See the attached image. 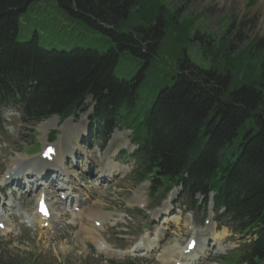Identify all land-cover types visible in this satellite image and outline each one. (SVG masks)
<instances>
[{"label":"trees","instance_id":"trees-1","mask_svg":"<svg viewBox=\"0 0 264 264\" xmlns=\"http://www.w3.org/2000/svg\"><path fill=\"white\" fill-rule=\"evenodd\" d=\"M35 1L0 0V107L20 105L23 120L32 124L52 115L63 120L91 96V119L105 136L117 125L132 130L139 144L135 177L150 180L151 196L178 184L192 199L212 192L236 228L257 235L239 262L264 263V48H255L254 40L245 57H233L232 41H220L225 67L219 73L178 60L172 83L157 88L146 106L144 84L154 89L167 78L150 74L165 30L182 34L186 21L156 0H55L111 44L104 51L45 49L36 35L16 38L20 14ZM134 8L146 24L121 30ZM123 52L141 60L130 79L113 73ZM234 75L240 84L230 90Z\"/></svg>","mask_w":264,"mask_h":264},{"label":"rangeland","instance_id":"rangeland-1","mask_svg":"<svg viewBox=\"0 0 264 264\" xmlns=\"http://www.w3.org/2000/svg\"><path fill=\"white\" fill-rule=\"evenodd\" d=\"M156 1H162L169 13L175 15L179 21H186L187 26L182 34H178L176 31L172 32L171 29L165 30V37L162 39L158 55L151 61L150 74L151 78L161 74L166 75L167 78L164 81L155 82L154 89L149 84H144L142 95L146 98L144 101L146 106H149L151 96L154 97L157 88L172 83L173 80L169 77L178 73L179 61L183 58L199 68L215 70L216 73H219L218 70L222 71L225 67L223 57L225 48L222 44H218L220 41L222 43L225 39L232 41L233 57L240 54L245 57L247 46L254 40L259 43L255 48H264V0ZM147 20V17L142 18L141 12H137L134 8L131 10L128 20L122 24L121 30H127L136 25H145ZM33 35H36L38 45L45 49L69 50L73 47H92L104 51L111 44L108 37L59 8L55 0L32 2L20 14L17 40L27 41ZM177 38L180 40H176ZM205 40H211L210 44L214 45H206ZM140 66L139 58L131 56L128 52H123L119 56L113 73L118 78L130 79ZM255 72L259 74L257 69ZM237 77L238 75L233 76L230 90L240 84ZM151 84L154 85V83ZM90 103L91 100L86 99L74 117L62 123L57 116H52L39 123L27 124L21 120L18 111L5 109L2 126H0V184H2V176L9 171L8 169L14 161L17 164L20 163L21 168H24L23 166L28 162L39 158L36 156L40 154L45 142H51L52 131L55 130L57 133L53 144L58 141L64 144V146L58 144L56 146L58 150L56 148L57 151H55L64 160V154L60 153L64 148L66 151L65 162H67V154L71 155L72 153L68 151L70 150L68 146L75 150L72 154L74 161H71L68 167L74 169L76 168L74 166L77 165L76 169L79 171H75L78 177L73 179L76 188L80 190L81 197L85 200L83 209L89 208L99 214L97 219L102 221L100 226L96 227L99 228V235L106 240L111 249L126 250L135 245L141 236L146 235L152 239L162 231L163 237L157 241V251L146 256L132 251L123 256L105 255L101 252L109 253L107 245L99 250V240L93 239L92 236L83 237V239L78 237L80 221L73 219L71 213H68L63 217L62 222L54 228H31L27 222L23 223L21 217L16 221L11 220L12 224L9 229L10 231L15 229L12 232H3L4 235L0 237V264H168L162 260V255L168 252L167 248L175 243L179 248H184L186 240L194 232L204 231L208 226L209 231L199 241L200 248H214L217 244L218 247L225 246L227 250L222 253L214 250L211 256H205L198 264H223L222 257L237 247L240 238L225 227L217 231V225L212 221L203 226L201 222L203 209L201 207L195 209L191 212L192 215L186 213L188 206L183 205L185 201L178 199L177 191L171 196L172 206L168 208L166 215H160L156 220H152L151 215L147 214L144 209H133L140 202L148 205L149 183L140 182L135 178V174L132 173L133 160L123 161L120 159L122 151L131 149L125 145V138H121V136H127L128 131H119L116 133L115 139L109 140L104 150H99L101 142L96 137L90 136L87 129V117L91 111ZM50 119L53 124L48 130L39 128L44 121ZM79 142H84V144L81 145ZM31 157L35 158L29 160ZM107 157L110 159L107 160L103 168ZM63 160L61 166H65ZM92 160L96 165L92 164ZM113 162L121 165L122 172L109 177L107 179L109 187L105 188L104 184L97 181L96 174L101 168H103L102 170L107 169L102 176L113 172V167L116 164ZM115 167L119 168L117 165ZM90 169H92L91 174ZM70 188H73L72 185ZM36 194L32 193L27 197V200L23 199L24 196L21 197L22 201L26 200L27 202L22 206L23 209L26 210L34 205ZM65 202L69 205V200ZM4 203L5 205L0 206V214L7 219L9 207L6 204L9 203V198ZM165 204L166 201L163 207ZM68 207L69 211H73L71 205ZM23 209L20 212L25 211ZM207 209L210 213L211 205ZM9 216L13 217V214ZM102 216L106 218L104 221L101 220ZM176 219H178L177 223H175ZM0 220H3L8 227L7 220L2 218ZM185 222L191 223L193 229H190V225L189 227L185 226ZM119 232L125 235L118 236ZM214 232L218 236L212 239ZM222 232L228 233L225 240L222 239ZM243 239L247 240L248 237L244 236ZM127 257L129 258L125 260ZM224 264L235 263L228 261Z\"/></svg>","mask_w":264,"mask_h":264},{"label":"bare ground","instance_id":"bare-ground-1","mask_svg":"<svg viewBox=\"0 0 264 264\" xmlns=\"http://www.w3.org/2000/svg\"><path fill=\"white\" fill-rule=\"evenodd\" d=\"M52 124L53 123H52L51 119L50 120H46L39 126V128L40 129L42 128L43 130H48L50 128V126H52ZM45 146H47L46 143H45ZM56 148H55V150H56ZM57 150H58V148H57ZM61 150H62V152H60V153L64 154V156L66 157V155H65L66 151L64 150V148H62ZM68 151L72 152L71 149L68 150ZM40 155L38 156L39 158H35L33 161L28 162L27 165H24L23 166L24 168H21L20 163L17 164V162L14 161V163L11 165L9 171L7 172V173H10L9 174L10 180H8V181H12L13 180V181H15L17 183H20L21 185L23 183H26L27 185L25 184V186H26V188L28 189L29 192H31V191L33 192V191H36L37 189H39L40 192H39L38 196H36L35 206L34 207H29L25 211H23V212H25V215H26L25 218L27 220H29L30 224H34L35 225V223H37V222L43 224L44 222L48 221L54 226V225H56V224L61 222L63 214L67 213V211L65 210L66 209L65 207L62 208V206H61L62 202L60 201V199H57V198L54 197V192L53 191L46 190V191L43 192V190H45V188L44 187L42 188L41 185H38L39 184L37 182L38 179L32 180L33 177H34V173L32 174V172H36V173L37 172H41L42 168L43 169L46 168L45 160L42 159ZM62 160H63L62 156H59L57 154V152H56V154L53 157V161H54L55 169H56V171L58 173H61L62 169L65 168V166H63V165L61 166V164H62L61 161ZM35 163H36V165H35ZM107 166H108V164H107ZM20 170H21V173L25 177H23V176L19 177L18 176L20 174ZM106 170L107 169L102 170V171L100 170L101 173L98 172V174L100 173L99 176H102V174L104 175ZM27 175H29L30 177L27 176ZM40 175L43 177L44 176V172L40 173ZM67 175H70V176L72 175V177H73V176H76L77 174H76L75 171L69 170V171H67L65 173V176H67ZM46 176L54 177L55 175L54 174L53 175L47 174ZM69 182H70V180H69ZM71 185H72V181H71ZM72 187L73 188L72 189L70 188V189L71 190H75V192H76L77 191L76 188H74L73 185H72ZM41 192H43L42 194L46 197V200L49 202V203H47V205L49 207V210H48L49 211V217H48V219H45L41 214H38L37 211H36L37 201H38L39 197L41 196ZM12 202H13L12 205H11L12 207L10 206L11 210L15 211L16 213L21 214L20 210L22 209V207H21L20 203L16 202V200H13ZM165 206H166V204H165ZM165 210H166V207H165ZM73 215L74 216H78L80 218V226H79L80 227V234L78 233V235H79L78 237L83 239V237H85V238L86 237H90L91 234H95V237H97L96 236V230L97 229H95L94 226L91 225L93 221L98 220L96 218L97 216H99V214L97 212L93 211L92 209L86 210V211L81 209L79 213H73ZM155 215H157V212H155ZM155 215H154V217H155ZM177 220L178 219L175 220V223L178 222ZM89 223H90V225H88ZM9 226H11V225L8 224V227L6 225L5 228L3 229V232H6L7 230H10ZM226 235L227 234L225 232H223L222 233V238L226 237ZM216 237H217V235L215 234L214 238H216ZM158 238H159V235H158ZM103 242H104V240H103ZM173 246L174 247H171V249L168 250L169 251L168 254L164 253L162 255V257H163L162 260H164V258H165V260H169L170 257H173V255L176 254V251H177L178 247H177V245H173ZM153 247H154V245H151L150 249H152ZM99 250H101V249H99ZM108 252H110V251H108ZM178 252L180 254L179 258H181L182 261H183V262H181V264H190L191 261H193V258H195L196 255L198 254L197 248H195L194 251H192V252H185L183 250L182 251L179 250ZM195 261H197V260H195Z\"/></svg>","mask_w":264,"mask_h":264}]
</instances>
